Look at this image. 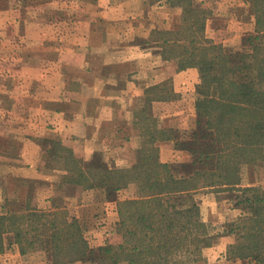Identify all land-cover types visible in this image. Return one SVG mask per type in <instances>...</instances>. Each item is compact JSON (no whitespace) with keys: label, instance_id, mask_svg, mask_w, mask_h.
I'll list each match as a JSON object with an SVG mask.
<instances>
[{"label":"crops","instance_id":"0c3cea01","mask_svg":"<svg viewBox=\"0 0 264 264\" xmlns=\"http://www.w3.org/2000/svg\"><path fill=\"white\" fill-rule=\"evenodd\" d=\"M59 1L62 20L50 27V43L38 42L37 47L34 41L25 55L10 61L0 58V75L15 78L13 90L0 87V99L12 97L9 105L0 100V213L65 211L67 220L78 221L89 247L117 244L122 240L118 200L133 197L135 191L124 195L122 188L110 198L104 187L74 181L75 173L95 172L96 164L114 169L133 166L140 157L135 104L146 99L149 86L168 80L176 92L182 86L195 87L198 69H180L176 58L161 53L165 32L180 22L181 12L169 0ZM197 1L210 8L206 36L222 46L241 48L242 37L254 31V17L244 0ZM151 31L157 35L151 37ZM172 104L155 102L154 146L160 162L184 175L196 168L187 145L190 138H183L193 123L187 124L185 116L190 111L194 120L195 105L177 110L175 103L173 111L166 109ZM171 118L176 122L168 125ZM171 129L175 137L163 136ZM60 149L80 167L61 159ZM202 198L204 221L221 225L212 231L213 237L215 232L216 238L225 237L223 225L236 220L240 211L213 195ZM3 236L0 264H22L25 255L13 232ZM229 241L226 246L233 240ZM226 250H217L213 243L193 264H253L228 257ZM77 263L98 264L89 257Z\"/></svg>","mask_w":264,"mask_h":264},{"label":"trees","instance_id":"16d2710c","mask_svg":"<svg viewBox=\"0 0 264 264\" xmlns=\"http://www.w3.org/2000/svg\"><path fill=\"white\" fill-rule=\"evenodd\" d=\"M169 1L171 5L176 3ZM253 1L256 32L246 37L247 50L226 49L203 40L205 10L200 17L182 18L191 31L189 44L184 35H179L184 23L164 34L163 54L176 58L178 68L196 67L200 74L198 90L202 96L195 103L197 126L187 143L196 167L192 173H172L168 163L157 159L155 147L149 161L145 163L146 157L140 153L139 160L129 168L96 164L95 172L75 173L73 180L104 187L110 198L132 183L137 186L133 197L118 200L119 243L89 247L80 224L75 218L67 220L65 211L30 209L0 213V252L4 233L12 231L22 253L39 242L53 264L88 257L98 264H193L200 259L202 250L212 245L213 236L194 193L230 177L238 180L236 173L242 163L264 158L260 156L264 150V0ZM208 134L209 141L199 150L197 146L204 140L201 138ZM231 189L242 191L236 204L245 209L237 220L225 225L224 231L235 236L226 255L264 264V186L237 185ZM59 213L63 216L60 223ZM43 226L50 231L40 235Z\"/></svg>","mask_w":264,"mask_h":264},{"label":"rangeland","instance_id":"374dc122","mask_svg":"<svg viewBox=\"0 0 264 264\" xmlns=\"http://www.w3.org/2000/svg\"><path fill=\"white\" fill-rule=\"evenodd\" d=\"M53 1L54 0H0V58L2 59L8 58V61H10L11 59H14L20 56V54L22 55L23 52L25 55L26 51H28V49L32 47V43L34 41L37 42V47H38V42L39 43H47V42L50 43V33H51L50 27L53 28L54 24H56V26L57 24H59V21L62 20L61 16H62V10H63L62 3L59 0H56V3ZM244 1L247 4V9H248L247 11H249V13L252 14V16L254 17L253 11H254V5L256 4V2H254L253 0H244ZM175 2L176 3L172 4L171 6L174 8H177L181 12L179 24L181 23L180 26L183 23L184 24L182 26L183 28H181L179 35H184L183 37L185 39V42L189 44V40L192 38L191 33H190L191 31L189 30L187 26V22L186 23L184 22V20H186L185 18L189 19V18L200 17L201 13L203 12L202 10H205V13H206V18L204 22L203 40H206V39L212 40L211 38L207 37L205 33V25H206L207 17L210 15V8L204 5L203 2L197 1V0H191V2L190 0H176ZM182 18H184L183 21H182ZM255 25L256 24H255V18H254V26ZM255 32L256 30L254 27V31L250 33L249 35L251 34L254 35ZM156 35H157L156 33L151 31L150 33L151 37H155ZM171 36L174 37L175 33ZM247 36L248 35L246 34L242 37V40H241L242 46L241 48H235L236 51L247 50L249 48L248 46L249 41H247L246 39ZM215 43L222 45V43H219V42H215ZM223 47L228 49L226 46H223ZM164 50L165 49L163 48V45H162V48H161L162 55H163ZM171 50L175 51V48ZM36 51L37 50H35V52ZM198 75H199L198 76L199 80L196 83V86L195 87L193 86V88L192 87L185 88L182 86L181 90H179L181 92H176L175 88L173 87L172 83H170L169 80L161 83V86L159 87H155L154 85H151L149 86L151 87V89H149L146 99L141 102L138 101L135 104L134 106L135 115L134 116L136 120L135 127L137 130V136L139 138L138 150H139V155L141 153L142 156L146 157L145 163L146 161L150 160L148 157H152L154 155L152 148L155 147L154 146V139H156L155 130L157 129L156 127L158 125V120L154 116L155 102L158 100H166L167 102L173 101L174 104L175 103L177 104L176 106L177 110L179 106H182L184 109L193 108L192 102L195 105L198 99L202 96V94L199 93V90H198L199 85H200L199 72H198ZM14 80L15 78L7 77L6 74L3 76L0 75V87L2 88V90H13L14 85H15ZM0 100L3 101L5 105H9L10 100H12V97L11 98L2 97ZM174 104H172L171 107L168 105L166 109H168L169 111H173L172 106L173 108H175ZM193 111H194L193 112L194 120L193 118H191L192 114H190L191 113L190 111L187 112V115L185 116V119H184V121H187L186 122L187 124H190L193 122L191 124L192 125L191 129L185 132L183 136V138L185 139L186 137H189L190 140L192 138L193 131L196 129V126H197L196 106L194 107ZM166 122L169 125V124L175 123L176 121L174 120V118H171V120L169 119ZM163 136H166V138L175 137L176 132L174 129L167 130ZM210 136L211 134H208L206 138H201V140L203 139L204 140L201 142V144L197 146L199 150H201L200 148L204 146L203 142L209 141ZM60 152L61 153L63 152V157H64V158L61 157V159H69L70 156L66 152V150L64 151L60 149ZM260 154H261L260 156L262 157L264 155V150L261 151ZM67 164L74 168L76 162L67 161ZM78 165L80 164L78 163L77 166ZM236 177L237 178L239 177V179L236 180L230 177L228 181L221 182L219 184L214 185L213 187L197 190L196 194L194 195V198L200 204V203H203L204 201L202 197L206 198L207 196L210 197V195H213L216 197L215 198L216 201L230 203V205H232V208L237 211L239 210L242 215L244 213L243 210L245 209V207H243L240 204L239 205L236 204L237 199H239L237 195H239L242 191L232 190L231 187H236L237 185L247 186V185H243L242 181L244 179L245 180L250 179L252 182H257L256 184H253L250 186H257V185L264 186V158L256 162L242 163L240 165L239 173H236ZM124 188H125L124 195H130L132 191H136L137 186L136 184L132 183L129 186L124 187ZM251 194L252 193H249V195ZM58 215H59V219H60L59 223H60L61 217L63 218V216L60 215V213ZM220 226L221 225L218 222L216 225H210L209 223L208 224L209 233L212 236H214L212 233L214 231H218L217 228H219ZM226 228L227 227L223 225V229L225 230ZM48 230L50 231V229H48V226H43L40 228L38 233L42 235L45 231H48ZM34 232L38 234L36 231ZM31 233L32 232H30V234ZM217 236L218 235L215 232V237H213V243L215 244V247L217 250L223 249L225 247L227 248L228 247L226 246L227 241L229 240L231 241L235 238L234 234H231V233L225 236L227 238L225 237L216 238ZM25 245H27V242L25 243ZM212 245H210L209 247H211ZM30 247L31 248H27V251L23 253L25 256L24 258H22V264H53L49 253L45 251V249L41 246L39 242H35V244H32ZM61 253H64V252H61ZM201 257H202V253H201ZM17 260L18 259H14L15 263H18ZM247 261L252 262L253 264H256L252 260L247 259ZM77 262L79 261L68 262L67 264H78Z\"/></svg>","mask_w":264,"mask_h":264}]
</instances>
